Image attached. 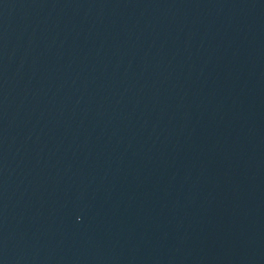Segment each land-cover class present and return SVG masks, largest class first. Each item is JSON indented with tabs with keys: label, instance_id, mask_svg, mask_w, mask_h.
Masks as SVG:
<instances>
[{
	"label": "water",
	"instance_id": "1",
	"mask_svg": "<svg viewBox=\"0 0 264 264\" xmlns=\"http://www.w3.org/2000/svg\"><path fill=\"white\" fill-rule=\"evenodd\" d=\"M0 264H264V0H0Z\"/></svg>",
	"mask_w": 264,
	"mask_h": 264
}]
</instances>
